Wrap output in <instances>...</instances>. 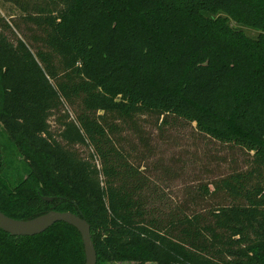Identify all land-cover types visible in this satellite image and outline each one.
<instances>
[{"label": "trees", "instance_id": "16d2710c", "mask_svg": "<svg viewBox=\"0 0 264 264\" xmlns=\"http://www.w3.org/2000/svg\"><path fill=\"white\" fill-rule=\"evenodd\" d=\"M7 1L44 33L65 80L39 50L0 30V211L79 215L95 264H264V0ZM0 26L10 28L1 15ZM61 98H78L82 112L58 136L90 147L89 159L48 130ZM143 112L193 122L251 152L250 171L217 183L240 202L210 210L207 223L181 215L165 227L148 216L141 184L99 120ZM11 154L21 161L13 182L3 172ZM252 173L259 181H248ZM83 263L79 233L64 222L30 236L0 230V264Z\"/></svg>", "mask_w": 264, "mask_h": 264}, {"label": "rangeland", "instance_id": "374dc122", "mask_svg": "<svg viewBox=\"0 0 264 264\" xmlns=\"http://www.w3.org/2000/svg\"><path fill=\"white\" fill-rule=\"evenodd\" d=\"M0 15L10 25V28L0 26V30L11 40L14 37L22 39L32 53L39 50L52 63L56 81H64V68L40 41L44 33L23 19L22 13L12 2L0 0ZM229 24L248 36L256 34L249 27L232 21ZM81 109L78 98H61L49 110L46 116L48 130L60 144L65 145L58 136L64 122L75 120ZM99 120L105 130L110 128L108 134L112 143L132 168V183L141 184L138 192L145 199L144 207L148 216L158 220L162 226L166 225L168 219L193 214L198 215L203 223L211 222L210 210L233 201L240 202L238 199L233 200L217 183L230 175L250 171L253 166L251 152L243 147L202 133L193 122L173 115L143 112L121 117L106 113ZM65 147L78 157L89 159L90 147L81 144ZM90 160L96 166L99 165L96 158ZM3 161V172L13 182L17 178V171L21 172V161L15 154L5 157ZM257 180L259 177L254 173L248 177L250 183Z\"/></svg>", "mask_w": 264, "mask_h": 264}, {"label": "water", "instance_id": "95a60500", "mask_svg": "<svg viewBox=\"0 0 264 264\" xmlns=\"http://www.w3.org/2000/svg\"><path fill=\"white\" fill-rule=\"evenodd\" d=\"M49 201L51 197H42ZM61 221L79 233L84 256L83 264H95V251L89 235V225L79 215L70 211L47 210L28 219H15L0 211V230L15 236H30L42 232L52 223Z\"/></svg>", "mask_w": 264, "mask_h": 264}]
</instances>
